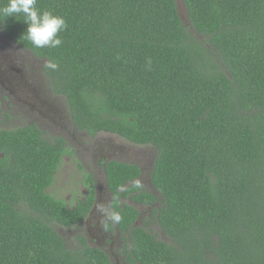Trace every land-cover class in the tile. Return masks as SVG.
I'll list each match as a JSON object with an SVG mask.
<instances>
[{
    "label": "trees",
    "instance_id": "16d2710c",
    "mask_svg": "<svg viewBox=\"0 0 264 264\" xmlns=\"http://www.w3.org/2000/svg\"><path fill=\"white\" fill-rule=\"evenodd\" d=\"M182 1L186 19L177 0H37L66 21L57 48L21 38L23 21L0 25L45 59L79 130L153 148L152 191L131 182L139 165H105L114 196L154 206L169 238L116 204L130 264H264V0ZM67 152L37 124L0 127V264H114L57 228L79 227L95 198L91 173L75 206L50 191Z\"/></svg>",
    "mask_w": 264,
    "mask_h": 264
},
{
    "label": "flooded vegetation",
    "instance_id": "af4514ba",
    "mask_svg": "<svg viewBox=\"0 0 264 264\" xmlns=\"http://www.w3.org/2000/svg\"><path fill=\"white\" fill-rule=\"evenodd\" d=\"M26 53L31 57L27 56L28 54ZM44 61L45 59L39 58L32 51L11 40L0 25V106L7 105L8 109L11 108L13 110H18L19 108L24 112L23 115H26V119L31 122L30 124L34 121L39 127L63 133L61 137L66 143L69 139L74 141L78 134H85L88 138L92 137L89 133L79 130L75 125L65 99L61 98L58 102L54 99V96L62 95H53L50 79L43 68ZM36 63L40 64L37 65ZM48 84L52 92L48 91ZM50 94L51 96L49 97ZM17 105L18 107H16ZM103 139L107 142V145H100V147L93 148L97 152L94 157L96 159H102L104 163L110 160L125 162L116 158L113 159V157H120L121 155L128 156L127 153L122 151V149L115 150L109 144L111 141L110 138L104 137ZM132 146L134 148L142 147L135 144H132ZM122 158L128 160L129 157ZM151 160L153 162L147 169L140 160V164L135 163L141 168V174L131 182H139L141 189L143 187L149 190L152 189L148 184V181L151 182L150 172L154 165V160ZM102 173V176L93 174L95 180V198L93 205L86 218L79 224L80 226L78 225L79 227L75 228L81 230V227L84 226V234L87 236L88 242L91 245H95V247L104 250L109 254L111 259L114 256L118 264H130L126 260V252L131 248L130 241L127 237L128 233L121 232L116 222L112 221L106 215H102L97 210L98 206L103 204L109 210L113 209L115 211L116 204L123 206L126 203L125 199L128 198L141 210L139 220L143 218L144 208L148 207L151 210L154 206L139 203L129 196L116 198L108 187L104 167ZM144 173H147L146 176L148 177L145 182L142 180ZM88 192L89 187L88 189L86 188L85 196Z\"/></svg>",
    "mask_w": 264,
    "mask_h": 264
},
{
    "label": "rangeland",
    "instance_id": "374dc122",
    "mask_svg": "<svg viewBox=\"0 0 264 264\" xmlns=\"http://www.w3.org/2000/svg\"><path fill=\"white\" fill-rule=\"evenodd\" d=\"M14 51H16L14 49ZM28 54V53H26ZM31 57L29 54L27 55ZM37 65L40 63H36ZM47 89L49 92H52L50 89V85H47ZM53 95H56V93L53 91ZM51 94L49 95V97ZM63 96H54V99L56 102L60 101ZM18 107V105L16 106ZM24 112H22L19 108L16 109H8L7 105L0 106V127H6V128H16L19 126H23L26 124H30L31 122L26 119V115H23ZM33 124H36V122H32ZM46 137L50 140H54L57 137H61L63 133L57 132L54 130H49L48 128L44 129L43 127H40ZM110 138L109 144L115 149L119 150L122 149V151H125L128 156L121 155L120 157H113L119 160H123L125 162H131V163H137L140 164L139 160L141 161L143 166L147 169L148 166H151V163L153 162L151 159L154 160L153 155H155V152L152 147L150 146H142L140 148H134L131 143L127 142L126 140L120 138L116 134L111 133H101L98 134L96 137H90L88 138L85 134H78L76 135V138L74 141H71L70 139L66 143L68 152L65 154L63 158V162L59 168V170L56 172V181L51 186L50 191L54 193L57 197L64 199L69 206H75L80 199H82L85 196L86 188L88 189L85 177L86 173L96 174L98 176H102V169H103V160L96 157L94 155L97 153L93 150V148L100 147V145L106 146L107 142L103 138ZM99 145V146H98ZM138 147V146H137ZM153 154V155H152ZM122 157H129L128 160L122 158ZM136 157V158H135ZM139 160H138V159ZM100 162V163H99ZM147 173H144L143 176V182L148 179L146 176ZM151 178V177H150ZM148 184L153 190L152 183L148 181ZM146 185V184H145ZM86 187V188H85ZM126 202H130L132 204L133 201L130 199H125ZM110 203V202H109ZM111 206V204H110ZM112 208V207H111ZM147 209V210H146ZM146 209H143V218H141V222L144 223V216L149 215V208L146 207ZM113 210V209H112ZM117 212V210H115ZM150 222L148 225H146L147 228L151 229L154 234H156L160 239L164 241H169V238L164 234L161 227L158 225L157 221L153 217H149ZM58 230L67 237V241L69 244H71L72 247H75L76 241L74 239L75 232H85V227L82 226L81 230L76 229L75 227H63V226H57ZM95 246V245H93ZM116 247V245H115ZM112 261L114 264H118L114 256H112Z\"/></svg>",
    "mask_w": 264,
    "mask_h": 264
},
{
    "label": "clouds",
    "instance_id": "9594fccd",
    "mask_svg": "<svg viewBox=\"0 0 264 264\" xmlns=\"http://www.w3.org/2000/svg\"><path fill=\"white\" fill-rule=\"evenodd\" d=\"M21 16L23 19H18ZM9 17L23 21L27 25L21 38L26 36L34 48H57L61 46L62 39L59 33L67 28L64 17L48 10L39 9L37 0H0V22L6 21ZM46 67L56 69L58 65L49 61ZM107 162L103 165L104 172ZM97 210L114 222H119L121 219L118 212L109 210L103 204L98 206Z\"/></svg>",
    "mask_w": 264,
    "mask_h": 264
},
{
    "label": "water",
    "instance_id": "95a60500",
    "mask_svg": "<svg viewBox=\"0 0 264 264\" xmlns=\"http://www.w3.org/2000/svg\"><path fill=\"white\" fill-rule=\"evenodd\" d=\"M177 6H178V10H179L180 13H181L182 18H183V19L188 18L187 15H186L185 6H184V3H183L182 0H177Z\"/></svg>",
    "mask_w": 264,
    "mask_h": 264
}]
</instances>
